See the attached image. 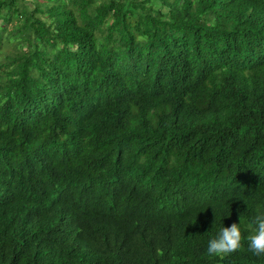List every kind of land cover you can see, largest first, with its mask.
<instances>
[{"label":"trees","instance_id":"1","mask_svg":"<svg viewBox=\"0 0 264 264\" xmlns=\"http://www.w3.org/2000/svg\"><path fill=\"white\" fill-rule=\"evenodd\" d=\"M0 57V264H264V0H0Z\"/></svg>","mask_w":264,"mask_h":264},{"label":"clouds","instance_id":"2","mask_svg":"<svg viewBox=\"0 0 264 264\" xmlns=\"http://www.w3.org/2000/svg\"><path fill=\"white\" fill-rule=\"evenodd\" d=\"M19 165L14 159L9 166ZM239 223L233 222L223 226L216 238L210 239L207 245V254L210 256L224 257L239 251L242 246V232ZM253 223L254 233L248 237V250L256 256H264V214L257 215Z\"/></svg>","mask_w":264,"mask_h":264},{"label":"rangeland","instance_id":"3","mask_svg":"<svg viewBox=\"0 0 264 264\" xmlns=\"http://www.w3.org/2000/svg\"><path fill=\"white\" fill-rule=\"evenodd\" d=\"M20 46H22V45H20ZM0 61H2V57H0Z\"/></svg>","mask_w":264,"mask_h":264},{"label":"bare ground","instance_id":"4","mask_svg":"<svg viewBox=\"0 0 264 264\" xmlns=\"http://www.w3.org/2000/svg\"><path fill=\"white\" fill-rule=\"evenodd\" d=\"M195 158V157H194ZM256 213V212H255ZM95 233V232H94Z\"/></svg>","mask_w":264,"mask_h":264}]
</instances>
